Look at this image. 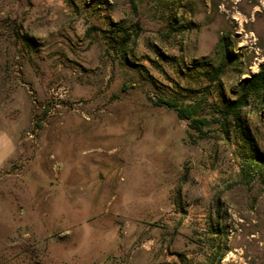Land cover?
<instances>
[{
    "label": "rangeland",
    "instance_id": "374dc122",
    "mask_svg": "<svg viewBox=\"0 0 264 264\" xmlns=\"http://www.w3.org/2000/svg\"><path fill=\"white\" fill-rule=\"evenodd\" d=\"M262 67L264 0H0V264H264L237 133L154 103L211 113ZM244 113L264 152V93Z\"/></svg>",
    "mask_w": 264,
    "mask_h": 264
},
{
    "label": "trees",
    "instance_id": "16d2710c",
    "mask_svg": "<svg viewBox=\"0 0 264 264\" xmlns=\"http://www.w3.org/2000/svg\"><path fill=\"white\" fill-rule=\"evenodd\" d=\"M130 1L136 9L138 0ZM118 31L121 32L122 28H119ZM22 37L25 38V42L29 46L34 45L35 39L33 36L23 35ZM126 37L123 42L124 45L129 42L128 35ZM219 53V61L198 62L205 67V75L210 82L219 81L227 71L230 62L235 61V54L231 52L227 38L223 37L220 40ZM206 89L208 91L209 88ZM190 91L194 90L190 89ZM234 92L235 96L222 93L221 105L213 103L211 113L199 112V103L193 98L181 101L178 98L160 97L159 102L154 103L174 108L180 119L188 121L189 127L196 133L197 139L208 137L209 133L213 131V125H216L227 139H231L233 131H235L239 138L236 154L240 158V182L250 184L259 179L264 183V152L259 149L253 138L244 113V109L252 99H260L264 93V67L258 72L243 78ZM209 93L210 91L206 92V95ZM189 134L192 137L194 135L191 130ZM193 141H196V139H193Z\"/></svg>",
    "mask_w": 264,
    "mask_h": 264
}]
</instances>
